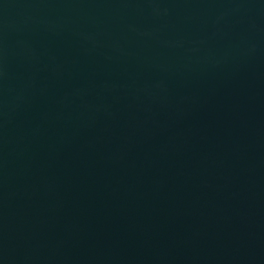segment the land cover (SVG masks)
Returning a JSON list of instances; mask_svg holds the SVG:
<instances>
[{
  "label": "water",
  "instance_id": "1",
  "mask_svg": "<svg viewBox=\"0 0 264 264\" xmlns=\"http://www.w3.org/2000/svg\"><path fill=\"white\" fill-rule=\"evenodd\" d=\"M0 264H264V0H0Z\"/></svg>",
  "mask_w": 264,
  "mask_h": 264
}]
</instances>
